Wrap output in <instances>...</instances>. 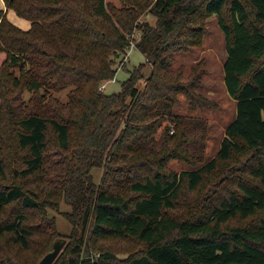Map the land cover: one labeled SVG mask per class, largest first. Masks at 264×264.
<instances>
[{"label": "trees", "instance_id": "16d2710c", "mask_svg": "<svg viewBox=\"0 0 264 264\" xmlns=\"http://www.w3.org/2000/svg\"><path fill=\"white\" fill-rule=\"evenodd\" d=\"M3 1L31 27L24 30L0 12V70L21 71L20 79L11 77L19 103L10 130L14 144L0 132V264H28L25 254L53 251L55 235L34 247L36 232L26 213H42L52 202L40 194H47L53 174L81 204L70 220L81 224L83 243L68 264H264V0H121L119 8L107 0ZM145 13L156 18L154 26L140 23ZM214 15L226 37L224 82L237 114L217 160L179 174L167 167L179 143L167 148L164 137L158 149L132 125L167 115L181 94L194 96L202 75L185 79L172 70V54L200 47ZM135 28L141 31L136 48L153 65L151 75L141 89L142 65L119 93L106 94L101 86L117 73L111 55L127 51L126 34ZM67 88L66 103L41 93ZM25 91L34 93L26 107ZM195 142L188 139L185 146ZM18 152L24 154L16 158ZM52 154L59 160L53 162ZM240 158L249 163L236 167L245 175L234 188L191 216L174 213L186 181L198 189L219 162ZM103 165L97 186L90 171ZM87 179L93 187H85ZM87 233L136 239L144 249L124 261L109 249L86 258Z\"/></svg>", "mask_w": 264, "mask_h": 264}, {"label": "rangeland", "instance_id": "374dc122", "mask_svg": "<svg viewBox=\"0 0 264 264\" xmlns=\"http://www.w3.org/2000/svg\"><path fill=\"white\" fill-rule=\"evenodd\" d=\"M107 1L118 8L122 5L121 0ZM11 17H15L14 21L20 19L24 20L28 25L30 24L28 20L19 17L16 18L13 12H10ZM139 21L140 23L145 21L151 26L156 24V18L148 13H145ZM30 27L31 25L27 29ZM206 29L207 34L200 47L194 48L188 53L178 52L172 54L174 59L172 70L182 73L185 79H191L197 74L202 75L200 80L201 85L193 89L194 96L188 97L185 94H181L178 97V103L167 110V115L163 114L149 123L142 122L132 125L137 128L134 133H142L143 135V131L141 130L143 128L145 130L144 133L148 134H146L147 136L145 138L143 136L142 141L154 139L157 142L155 146L158 149L163 146L162 139L164 137L168 139L165 145L167 148L172 144L179 143L173 147V151L177 157L170 159L167 164L168 169L179 174L182 171L205 167L211 161L217 160L222 142L225 138L226 129L235 120L237 114V103L228 94L225 87L224 64L227 58L226 37L220 28L216 15L207 20ZM126 35L130 41V46L127 51L125 53L111 55L112 67L117 69V73L113 80L104 82L101 86V91L104 90L106 94L119 93L122 89V84L129 79L131 73L142 65H144V78L139 81L138 86L143 89L153 70V65L136 48V41L141 36L140 29L135 28ZM132 44H135V48H132ZM3 57V55H0V62ZM15 76L19 79L21 78L19 68L13 69L6 66L0 70L1 87L3 86L0 96L5 100L1 112L0 132L10 138L12 145L14 142L10 136V130L14 126V121L17 117L16 112H18L16 109H18L17 106L19 104L15 98L16 92L11 87V77ZM70 90L71 88H67L57 92L42 89L41 93L47 99L57 98L62 103H66L69 100L68 95ZM33 94L30 91H25L22 94L21 99L24 100V107L30 103V100L34 97ZM192 124H194V127L190 128ZM188 139H191V142L196 141V146L193 143L185 146ZM14 151L13 149V154ZM23 154L22 152H18L15 156L18 158ZM50 157L53 162L58 161L60 158L58 154H52ZM242 163L246 166L249 160L240 158L236 162H219L216 170L205 173L204 182L195 190H190L186 186V181L181 192L178 207L174 213L180 217L191 216L201 210L200 208L207 203H211L214 198L226 194L227 190L234 188V183L239 176L243 177L245 175L237 171L236 168L240 167L239 165H242ZM105 171L104 165L91 170L92 183L98 186L106 173ZM56 177L57 174L52 175L53 180L48 185L47 194H40L41 201L52 198V202L46 204L42 213L37 211L27 212V210L26 213L29 216L28 223L33 225V229L36 232L34 247H43L44 242L50 244V240L54 235L56 237L54 241L57 239H65L66 244L53 264H68L70 259L76 257L75 251L83 243L81 224L77 222L73 223L70 220L74 216V209H78L81 204H74L69 193L65 192L66 189L59 186L60 179ZM246 178L248 177L246 176ZM85 183V187H93L88 179ZM28 185L32 189H35L34 183H29ZM68 198L71 199L72 204ZM262 215L258 214L253 217V222L258 221ZM48 226L53 227L52 230L48 231ZM83 239L82 256L86 258L90 255V257L98 255L99 251L109 249L115 252L116 259L124 261L132 255H138L144 249L142 243L132 238L124 240L109 238L96 239L87 233ZM24 257L28 261V264H38L39 260L41 261L45 255L43 256V253L35 254L32 251L25 254Z\"/></svg>", "mask_w": 264, "mask_h": 264}, {"label": "water", "instance_id": "95a60500", "mask_svg": "<svg viewBox=\"0 0 264 264\" xmlns=\"http://www.w3.org/2000/svg\"><path fill=\"white\" fill-rule=\"evenodd\" d=\"M66 244L65 239H59L54 243V249L52 252L48 253L40 262V264H53L58 256L60 255L62 249Z\"/></svg>", "mask_w": 264, "mask_h": 264}, {"label": "crops", "instance_id": "0c3cea01", "mask_svg": "<svg viewBox=\"0 0 264 264\" xmlns=\"http://www.w3.org/2000/svg\"><path fill=\"white\" fill-rule=\"evenodd\" d=\"M1 11H3L4 13L7 14V17L9 18L10 21H12L13 23H15V25L17 24L19 27H21L23 29H27V27L31 25V23L28 25L24 20L16 19L17 21H14V18L15 17H11L10 18V12H13L15 14L16 18L18 16H17V14L13 10L7 11V8H6L5 3H4L3 0H0V12ZM0 20H1V16H0Z\"/></svg>", "mask_w": 264, "mask_h": 264}, {"label": "built area", "instance_id": "2783aa9c", "mask_svg": "<svg viewBox=\"0 0 264 264\" xmlns=\"http://www.w3.org/2000/svg\"><path fill=\"white\" fill-rule=\"evenodd\" d=\"M132 48H135V44H132Z\"/></svg>", "mask_w": 264, "mask_h": 264}]
</instances>
